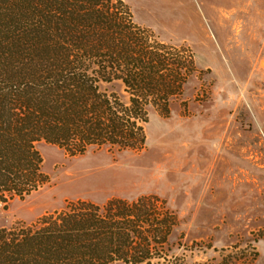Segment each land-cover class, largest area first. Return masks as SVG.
I'll use <instances>...</instances> for the list:
<instances>
[{
    "label": "trees",
    "instance_id": "1",
    "mask_svg": "<svg viewBox=\"0 0 264 264\" xmlns=\"http://www.w3.org/2000/svg\"><path fill=\"white\" fill-rule=\"evenodd\" d=\"M158 38L126 0H0V205L48 182L39 142L72 155L147 147L148 107L170 116L194 69L181 47ZM115 80L129 103L103 88ZM177 224L155 194L69 200L0 226V264L171 263Z\"/></svg>",
    "mask_w": 264,
    "mask_h": 264
},
{
    "label": "rangeland",
    "instance_id": "2",
    "mask_svg": "<svg viewBox=\"0 0 264 264\" xmlns=\"http://www.w3.org/2000/svg\"><path fill=\"white\" fill-rule=\"evenodd\" d=\"M126 1L138 23L193 63L182 96L170 116L148 107L141 151L72 155L37 143L48 182L0 205V226L31 223L69 200L155 194L178 219L172 262L264 264V0ZM103 88L130 102L123 81Z\"/></svg>",
    "mask_w": 264,
    "mask_h": 264
}]
</instances>
